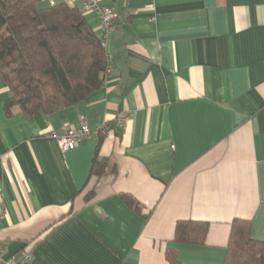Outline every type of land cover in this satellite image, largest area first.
I'll use <instances>...</instances> for the list:
<instances>
[{
	"label": "crops",
	"instance_id": "obj_1",
	"mask_svg": "<svg viewBox=\"0 0 264 264\" xmlns=\"http://www.w3.org/2000/svg\"><path fill=\"white\" fill-rule=\"evenodd\" d=\"M98 3L116 14L101 89L30 117L16 104L7 112L0 76L4 258L224 264L237 218L264 241V0ZM75 5L101 37L99 14ZM80 116L92 135L62 151L51 134ZM179 221H207L205 242L176 241Z\"/></svg>",
	"mask_w": 264,
	"mask_h": 264
},
{
	"label": "trees",
	"instance_id": "obj_2",
	"mask_svg": "<svg viewBox=\"0 0 264 264\" xmlns=\"http://www.w3.org/2000/svg\"><path fill=\"white\" fill-rule=\"evenodd\" d=\"M38 3L0 0V76L10 90L6 109L16 104L30 117L90 97L104 86L109 66L101 37L76 5ZM105 166L104 159L94 160L98 178ZM251 227L250 220L233 221L224 264H264V241L252 237ZM208 229L207 221H179L175 240L204 243ZM168 259L176 262L173 254Z\"/></svg>",
	"mask_w": 264,
	"mask_h": 264
},
{
	"label": "built area",
	"instance_id": "obj_3",
	"mask_svg": "<svg viewBox=\"0 0 264 264\" xmlns=\"http://www.w3.org/2000/svg\"><path fill=\"white\" fill-rule=\"evenodd\" d=\"M71 5H75L77 2L81 0H65ZM51 4H55V0L50 1ZM85 9L90 11H95L99 14V24L102 30V44L106 48V37L107 34L112 30L114 20L116 18V14L113 10L105 6H101L98 3V0H85ZM108 55V54H107ZM109 57V56H108ZM111 72V66H108L106 72L104 73L106 76H109ZM124 117L117 118V125H122L124 121ZM110 131V128L106 123L101 124L98 127V133L107 134ZM92 135V131L86 124V119L84 116L79 117V125L78 126H67L65 129V133L61 136H58L55 132L51 134L53 138H56L58 145L62 151H67L69 149H74L80 141L84 138H87ZM3 218V215H0V221ZM5 248L0 246V264H29L30 255L27 253L22 261H15L14 259H6L4 258Z\"/></svg>",
	"mask_w": 264,
	"mask_h": 264
}]
</instances>
